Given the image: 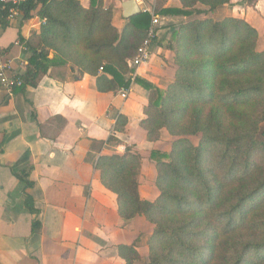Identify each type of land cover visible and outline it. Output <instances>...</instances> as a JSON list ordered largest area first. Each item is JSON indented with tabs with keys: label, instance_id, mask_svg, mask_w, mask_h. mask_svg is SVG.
Instances as JSON below:
<instances>
[{
	"label": "trees",
	"instance_id": "16d2710c",
	"mask_svg": "<svg viewBox=\"0 0 264 264\" xmlns=\"http://www.w3.org/2000/svg\"><path fill=\"white\" fill-rule=\"evenodd\" d=\"M89 1L88 7L79 0L18 5L22 20L36 16L41 24L27 41L18 37L27 56L22 85L14 90L37 85L49 70L61 79L67 65L94 76L99 92L129 88L128 60L146 38L151 14L141 11L119 30L113 5ZM229 1L163 7L157 0V15L188 19L176 28L162 23L170 37L153 40L173 53V80L160 89L135 79L148 92L139 122L147 141H159L163 129L172 137L168 153L150 152L155 199L140 196L144 156L134 147L95 163L102 185L116 195L120 219L143 216L153 225L146 264H264V50L256 29L241 18L195 17ZM6 11H0L3 26ZM126 123L119 115L113 130L124 132ZM107 141L119 142L113 135ZM118 253L124 264H141L136 244L119 245Z\"/></svg>",
	"mask_w": 264,
	"mask_h": 264
},
{
	"label": "crops",
	"instance_id": "0c3cea01",
	"mask_svg": "<svg viewBox=\"0 0 264 264\" xmlns=\"http://www.w3.org/2000/svg\"><path fill=\"white\" fill-rule=\"evenodd\" d=\"M79 1L89 6V0ZM123 1L103 0L105 6H114L112 23L119 30L125 24ZM136 2L141 11L156 14L157 0ZM162 6L180 3L164 0ZM158 16V38H169L171 28L188 19ZM195 17L241 18L256 29L257 47L264 50V0H230ZM5 21V26L0 23V59L10 62L13 73L22 74L27 53L18 37L27 41L41 21L36 16ZM170 22L171 28L161 27ZM175 70L172 51L153 42L148 60L129 74L125 98L118 91H97L94 76L69 65L60 71L61 79L49 76V70L24 91L0 89V264H124L118 253L122 244H136L141 264L146 263L153 225L143 216L120 219L116 195L102 185L95 163L100 155L134 147L144 156L140 196L155 199L150 152L168 153L171 136L163 129L159 141H147L139 122L148 92L135 79L164 89ZM119 115L127 118L124 132L113 130ZM111 135L119 142H108Z\"/></svg>",
	"mask_w": 264,
	"mask_h": 264
},
{
	"label": "built area",
	"instance_id": "2783aa9c",
	"mask_svg": "<svg viewBox=\"0 0 264 264\" xmlns=\"http://www.w3.org/2000/svg\"><path fill=\"white\" fill-rule=\"evenodd\" d=\"M25 0H0V11L7 9L4 20H11L20 16L18 5ZM0 12V23L2 21ZM160 25V17L156 14L151 16V22L147 30L146 38L143 40L142 44L138 47L136 54L128 60L129 66L134 70L145 63L150 54V47L153 43L155 37H157V28ZM21 43L20 41H18ZM135 72V71H134ZM133 74V73H132ZM21 74L13 73L10 62L8 60L0 59V89L6 90L7 92H12L14 88L20 87L22 85V80L20 78ZM128 89L121 88L118 93L125 98L128 93Z\"/></svg>",
	"mask_w": 264,
	"mask_h": 264
},
{
	"label": "water",
	"instance_id": "95a60500",
	"mask_svg": "<svg viewBox=\"0 0 264 264\" xmlns=\"http://www.w3.org/2000/svg\"><path fill=\"white\" fill-rule=\"evenodd\" d=\"M122 16L128 19L141 12L136 0H125L121 3Z\"/></svg>",
	"mask_w": 264,
	"mask_h": 264
},
{
	"label": "rangeland",
	"instance_id": "374dc122",
	"mask_svg": "<svg viewBox=\"0 0 264 264\" xmlns=\"http://www.w3.org/2000/svg\"><path fill=\"white\" fill-rule=\"evenodd\" d=\"M18 17H19V16H18ZM261 128H264V122L261 124ZM191 139H192L193 143L197 144V142H198V138H196V137H192ZM171 140H172V137H171ZM171 140L169 141L170 143H171ZM166 141H167V140H166ZM164 146L167 147V145H164ZM162 148H164V147H162ZM169 148H170V147H167L168 150H170ZM168 152H169V151H168ZM145 264H146V263H145Z\"/></svg>",
	"mask_w": 264,
	"mask_h": 264
}]
</instances>
